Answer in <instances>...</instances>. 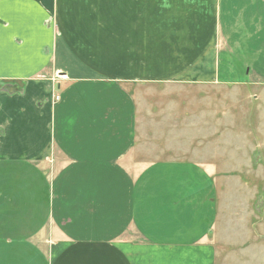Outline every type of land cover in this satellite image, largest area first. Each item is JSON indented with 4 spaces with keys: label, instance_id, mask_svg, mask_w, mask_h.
Returning <instances> with one entry per match:
<instances>
[{
    "label": "crops",
    "instance_id": "0c3cea01",
    "mask_svg": "<svg viewBox=\"0 0 264 264\" xmlns=\"http://www.w3.org/2000/svg\"><path fill=\"white\" fill-rule=\"evenodd\" d=\"M171 83L264 85V0H0V264H216L219 170L137 144Z\"/></svg>",
    "mask_w": 264,
    "mask_h": 264
},
{
    "label": "rangeland",
    "instance_id": "374dc122",
    "mask_svg": "<svg viewBox=\"0 0 264 264\" xmlns=\"http://www.w3.org/2000/svg\"><path fill=\"white\" fill-rule=\"evenodd\" d=\"M130 88L138 99L137 144L145 159L194 160L219 170L218 214L209 236L216 264H264V85Z\"/></svg>",
    "mask_w": 264,
    "mask_h": 264
}]
</instances>
